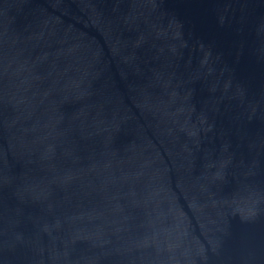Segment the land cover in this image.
Instances as JSON below:
<instances>
[{
    "label": "water",
    "instance_id": "water-1",
    "mask_svg": "<svg viewBox=\"0 0 264 264\" xmlns=\"http://www.w3.org/2000/svg\"><path fill=\"white\" fill-rule=\"evenodd\" d=\"M0 264H264V0H0Z\"/></svg>",
    "mask_w": 264,
    "mask_h": 264
}]
</instances>
